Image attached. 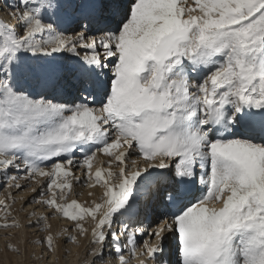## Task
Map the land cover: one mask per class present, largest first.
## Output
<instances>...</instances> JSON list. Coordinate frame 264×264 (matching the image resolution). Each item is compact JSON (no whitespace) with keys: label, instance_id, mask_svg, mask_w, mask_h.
<instances>
[{"label":"snow or ice","instance_id":"6c2138e0","mask_svg":"<svg viewBox=\"0 0 264 264\" xmlns=\"http://www.w3.org/2000/svg\"><path fill=\"white\" fill-rule=\"evenodd\" d=\"M0 7V185L33 193L35 247L168 264L171 241L176 264H264V0ZM16 203L0 229L24 228Z\"/></svg>","mask_w":264,"mask_h":264},{"label":"rangeland","instance_id":"374dc122","mask_svg":"<svg viewBox=\"0 0 264 264\" xmlns=\"http://www.w3.org/2000/svg\"><path fill=\"white\" fill-rule=\"evenodd\" d=\"M3 2H0V5ZM2 9V7H0ZM6 19V18H4ZM7 21V20H5ZM12 23H15L12 22ZM9 191L12 195L16 196L17 203L13 209V214L20 220L24 225L23 229H10L4 231L0 229V264H89L92 259L88 255L90 248L89 239L81 238L78 243L79 247L75 244L65 243V238H61L59 241V248L57 252L53 255L52 262L50 261L51 253L46 250L35 247L32 243L35 239H40L42 233H39L36 229H28L29 224H34V220H29L28 215L32 211L36 210L34 207H28V201L31 199L33 193H23L19 190H8L4 191L0 188V197L2 199H7ZM77 192H82L84 195L80 197L81 200L89 199L87 197V190L83 188H76ZM23 197V199H21ZM38 207V206H37ZM25 208L26 211H21ZM2 223V221H0ZM53 225V231L56 232L61 226L64 225L63 221L54 220L50 221ZM171 244V247H170ZM15 246L20 249L22 255H17L15 252L9 249V246ZM174 243L169 241V251H172ZM73 247V248H72ZM32 252L43 253V259H31L29 254Z\"/></svg>","mask_w":264,"mask_h":264},{"label":"bare ground","instance_id":"6f19581e","mask_svg":"<svg viewBox=\"0 0 264 264\" xmlns=\"http://www.w3.org/2000/svg\"><path fill=\"white\" fill-rule=\"evenodd\" d=\"M0 2H3V0H0ZM3 4V3H2ZM1 4V5H2ZM0 18H6L4 20H7L8 22L12 23L14 21H12L10 19V17L8 15H6L2 9H0ZM2 187V185H0V188ZM0 199H2L0 197ZM171 247V244H170ZM73 248V247H72ZM52 256L50 257V261L52 262V258L54 257L53 254H51ZM162 260H167L168 264H176V256H175V246L172 247V251H169V244L167 246V255L162 257ZM134 264H136V262H134Z\"/></svg>","mask_w":264,"mask_h":264}]
</instances>
